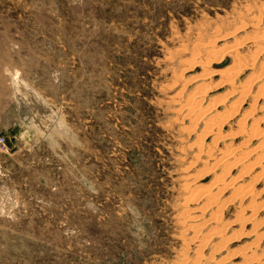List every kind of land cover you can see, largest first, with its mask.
I'll return each mask as SVG.
<instances>
[{"label": "rangeland", "instance_id": "1", "mask_svg": "<svg viewBox=\"0 0 264 264\" xmlns=\"http://www.w3.org/2000/svg\"><path fill=\"white\" fill-rule=\"evenodd\" d=\"M235 43L248 87L220 102ZM262 70L264 0H0V264H264V210L246 206L264 201V168L236 177L264 141ZM203 81L204 107L219 103L187 114ZM235 148L234 188L185 214L183 184L208 187ZM214 213L225 240L208 236Z\"/></svg>", "mask_w": 264, "mask_h": 264}, {"label": "bare ground", "instance_id": "2", "mask_svg": "<svg viewBox=\"0 0 264 264\" xmlns=\"http://www.w3.org/2000/svg\"><path fill=\"white\" fill-rule=\"evenodd\" d=\"M254 34H256V33H254ZM250 36V35H249ZM255 36V35H254ZM261 37H262V35L260 36V35H256L255 36V38L254 37H252L251 39H256V40H259L260 41V39H261ZM250 37H248V39H249ZM247 39V40H248ZM246 40V41H247ZM255 40V41H256ZM237 43V42H236ZM236 43H235V45H232V47H230L228 50H227V52L230 54V56H232L233 57V61H232V63H233V67H232V69H224L225 71H222V73H221V71L220 70H218L219 71V73H217V75L219 74L220 76H221V81L219 82V83H223V84H229L231 87H232V91H230V92H228L227 94H226V96L224 97V99L222 100V101H220V102H224L225 101V98L227 97V96H231V94H233L234 92H241V93H243L244 92V90L248 87V85L247 84H245V85H243L242 84V86L241 85H239V86H241V87H236L235 86V80H236V78H237V76H238V69L240 68V67H243V66H245V64H242L241 63V59H240V57L238 56V54H237V51H238V49L240 48V47H238V46H236ZM256 42H254V44H255ZM239 44V43H238ZM256 45V44H255ZM258 45V44H257ZM251 46V45H250ZM210 54L214 57V58H216L217 57V55H219V54H221V51H220V49L219 48H217V49H213V50H211L210 51ZM228 54V55H229ZM213 62V61H212ZM214 62H216V61H214ZM262 71H264V70H262ZM209 74H210V72H208ZM261 74V73H260ZM257 75V76H255L254 77V79H253V83L252 84H255L256 82H258V80H259V78L260 77H258V76H261V75ZM206 75H207V73H206ZM208 76V75H207ZM212 76V75H211ZM179 78V77H178ZM184 78V77H183ZM189 80H191V79H189ZM188 80V81H189ZM196 80H199V78L198 79H196ZM196 80H194V81H196ZM181 82V81H180ZM179 83V82H178ZM182 83V82H181ZM180 83V84H181ZM176 84V83H175ZM179 84V85H180ZM261 84V83H260ZM263 84V83H262ZM208 85V83L207 82H205V81H203V82H201L200 84H198V86H200V90L198 89L199 87L198 86H196V87H198L197 89L199 90H196L195 92L194 91H192V92H194V94L192 93V95H191V93L190 94H187V97H185L186 99H185V101H184V106L186 107V112H187V114H190V113H192V112H195L196 111V115L197 116H200L199 114H204L205 112H206V110L207 109H209L210 108V111H212L213 109H214V107L219 103V102H216L215 100H214V102L213 101H208V103H207V106L206 107H204V104H205V99H206V92H207V90H208V88L206 87ZM247 86V87H246ZM181 87V86H180ZM262 87V86H261ZM264 87V86H263ZM210 88V87H209ZM180 89V88H179ZM183 89V88H182ZM195 90V89H194ZM182 91V90H181ZM177 95H179V94H177ZM185 96V95H184ZM39 99H40V97H39ZM183 99V98H182ZM35 101H37V98H36V100ZM34 101V102H35ZM177 101H178V99H177ZM19 105H20V107H23L24 109H29L30 111H31V113L33 114V104L31 103V102H28V99H26V98H23V97H21V98H19ZM35 105V104H34ZM181 105H182V107H183V104L181 103ZM231 105V104H230ZM210 106V107H209ZM36 107V106H35ZM208 107V108H207ZM38 108H39V105H38ZM178 109V108H177ZM237 109V108H236ZM179 110H180V108H179ZM39 112L41 113V114H43L44 113V110L43 109H40L39 108ZM197 112H198V114H197ZM234 114V111H230V112H228V113H225V114H221V113H219V114H217V116L215 115L214 117H211V118H209L208 120H207V131H209V132H212V133H214L213 131L216 129V128H218L219 127V125L220 124H222L225 120H227L228 118H229V116H231V115H233ZM193 115V114H192ZM194 117H195V115H193ZM193 116H192V118H193ZM253 126V125H252ZM251 126V127H252ZM257 135H258V137H263L264 138V133H263V131H260V132H258L257 133ZM241 150H242V148H235V150L234 151H232V153H230V154H228V155H226V156H224V157H222L221 159H220V161H218V162H216L214 165H213V167L211 166V169L213 168L214 169V167H215V169L218 171V173L217 174H215V180H213L212 181V184H210L208 187H206V188H198V186L197 185H192L190 182L189 183H185V184H183V189L185 190V195H183V197H182V200H181V202H182V204H181V209L183 210V212L185 213V214H187V213H189L191 210H192V208L188 205L189 203H191V202H195V201H198V200H203V199H205L206 200V203L203 205V209L206 207V205H217L219 202H220V195H221V192H223L224 190L226 191V190H228V189H230V188H234V185H232L233 184V181H230L229 180V176L231 175V172H232V168L234 167V168H236V166H239V165H245L246 164V162L248 161V158H247V155L249 154V153H251V151L253 152V153H255L256 154V156L254 157V160L251 162V164L248 166V167H245V170H243L242 172H240L236 177H238V179L239 180H243L244 178H245V176H247L248 175V172L250 171V168H251V166H261L262 168H264V141H262L260 144H258L257 146H254L252 149H250L247 153L248 154H245V155H243V156H241V157H239V158H235V156L238 154V153H240L241 152ZM236 154V155H235ZM209 156H212V155H209ZM238 156H239V154H238ZM237 156V157H238ZM216 158V157H215ZM235 158V160H233V161H231V159H234ZM250 160V159H249ZM206 170V169H205ZM208 171V170H207ZM261 173H264V169H261ZM203 175V174H202ZM214 177V176H213ZM195 180V179H194ZM193 180V181H194ZM229 180V181H228ZM233 180H235V179H233ZM253 180H255L256 181V176L255 177H253L252 178V180L250 181V182H248V183H245V184H243V185H238L237 187H236V189H234L233 191H232V193L233 194H231V200H241L243 197H250V196H252V195H255L254 194V182H253ZM185 181H187V179H185ZM192 181V180H191ZM210 183V182H209ZM201 185V184H200ZM204 187V186H203ZM264 191V190H263ZM225 201L226 200H224V203H225ZM230 201V200H229ZM203 203V202H202ZM230 203V202H229ZM226 204V203H225ZM224 204V205H225ZM234 204V203H233ZM202 205V204H201ZM247 207H250V208H252L253 210L254 209H263L264 210V201L263 202H260V203H255V200L254 199H252L251 201H249V204L248 205H246ZM189 207L191 208V209H189ZM196 209H200V206H199V208H196ZM221 209V208H220ZM182 214V213H181ZM180 214V215H181ZM185 214H184V217H185ZM189 216V215H188ZM204 215L202 216V213H201V215H197L196 214V216H194V225L195 226H198V225H200V223H201V220H203L204 219ZM193 218V217H192ZM191 218V219H192ZM235 218V217H234ZM243 217L242 216H240V214H237V217H236V220L234 221V220H232V222H237V221H239V220H241ZM181 219H183V218H181ZM255 219V218H254ZM178 220H180V219H178ZM184 220V219H183ZM193 220V219H192ZM208 220L212 223V224H214V226H213V229H214V231L211 233V234H209L208 236H210V239L211 238H216V239H219V240H225V238H226V236H225V233L226 232H224L225 231V229H227V225H228V223L229 222H227V223H224L223 221H221L220 220V218H219V215H217L216 213H214V214H212V216L209 218H207V222H208ZM184 222V221H183ZM182 221H181V223H183ZM192 222V221H191ZM204 222H206V221H204ZM191 224V223H190ZM230 224V223H229ZM192 225V224H191ZM230 227V226H229ZM201 228V227H200ZM210 229V228H209ZM210 231V230H209ZM257 235V234H256ZM255 242V241H254ZM256 243V242H255ZM242 251V250H241ZM244 251V250H243ZM256 251V250H255ZM196 253H195V255H196V257H199L200 255H199V250H197V251H195ZM254 251H248V253H247V251L246 252H244V257H246V259H250V258H252L253 257V253ZM260 256V255H259ZM243 257V258H244ZM261 257V256H260ZM258 261V260H257ZM248 263V262H247Z\"/></svg>", "mask_w": 264, "mask_h": 264}]
</instances>
